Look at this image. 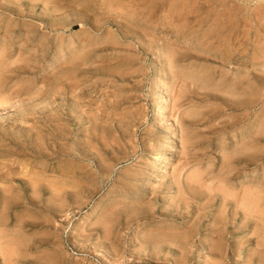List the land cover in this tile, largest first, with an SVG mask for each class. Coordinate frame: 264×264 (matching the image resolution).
<instances>
[{"label": "rangeland", "instance_id": "rangeland-1", "mask_svg": "<svg viewBox=\"0 0 264 264\" xmlns=\"http://www.w3.org/2000/svg\"><path fill=\"white\" fill-rule=\"evenodd\" d=\"M0 56V264H264V0H0Z\"/></svg>", "mask_w": 264, "mask_h": 264}, {"label": "bare ground", "instance_id": "bare-ground-1", "mask_svg": "<svg viewBox=\"0 0 264 264\" xmlns=\"http://www.w3.org/2000/svg\"><path fill=\"white\" fill-rule=\"evenodd\" d=\"M6 52V51H5ZM4 53V52H3ZM2 54V53H1ZM4 55H6V54H4ZM1 57V56H0ZM2 58V57H1ZM1 60V59H0ZM2 61V60H1ZM3 62V61H2ZM19 64V63H18ZM75 64V63H74ZM12 65H13V63H12ZM2 66V65H1ZM6 70V69H5ZM8 70V69H7ZM2 71V70H1ZM30 71V70H29ZM3 72V71H2ZM7 72V71H6ZM10 72V71H9ZM5 73V72H4ZM3 73V74H4ZM5 75V74H4ZM1 77H2V75H1ZM70 77V76H69ZM71 78V77H70ZM4 81V80H3ZM1 82V81H0ZM63 84V83H62ZM1 85V84H0ZM1 87V86H0ZM1 89V88H0ZM166 96V95H165ZM156 113H155V118H157L158 116H161V114L163 113L162 111H161V108H160V105L157 107V110L155 111ZM77 118V117H76ZM78 122V121H77ZM35 134V133H34ZM41 134V133H40ZM62 140V139H61ZM49 143H51V142H49ZM48 143V144H49ZM165 143V142H164ZM52 144V143H51ZM167 145H168V143H165V146L163 145L162 147H160L159 148V150H157L158 151V153H156L157 155L154 157V162H153V166H155L156 164H161V162H162V160L164 159V157H165V155H166V153H168V149L169 148H167ZM49 150V149H48ZM44 153V152H43ZM66 155V154H65ZM51 158V157H50ZM53 158V157H52ZM67 159V158H66ZM167 165V164H166ZM169 166V165H168ZM160 167V166H159ZM166 167V166H165ZM170 168V167H169ZM167 169V168H166ZM165 169V170H166ZM171 170V169H170ZM165 172V171H164ZM155 175V174H154ZM187 177H188V175H187ZM190 179L188 178V181H189ZM197 181V180H196ZM200 181V180H199ZM198 181V182H199ZM41 182V181H40ZM187 182V181H186ZM194 183V182H193ZM190 184V183H189ZM205 184V183H204ZM190 185H192V184H190ZM189 185V186H190ZM206 185V184H205ZM202 186V185H201ZM52 187V186H51ZM74 187V186H73ZM63 188V187H62ZM182 188V187H181ZM194 188V187H193ZM202 188V187H201ZM248 188V187H247ZM191 189V188H190ZM216 189V188H215ZM221 188H219V190H220ZM225 189V188H224ZM223 189V190H224ZM61 190V189H60ZM203 190V189H202ZM222 190V191H223ZM216 192H217V190H215ZM214 191V192H215ZM188 192V191H187ZM219 192V191H218ZM221 192V191H220ZM226 192V191H225ZM244 192V191H243ZM248 192V191H247ZM181 193V192H180ZM190 193V192H189ZM192 193V192H191ZM227 193V192H226ZM249 193V192H248ZM247 193V194H248ZM230 194V193H229ZM243 194V193H242ZM262 194V193H261ZM58 195V194H57ZM200 195V194H199ZM205 195V194H204ZM209 195H210V193H209ZM217 195V194H216ZM249 195H250V193H249ZM193 196V195H192ZM233 196V195H232ZM237 196V195H236ZM244 196V195H243ZM252 196V193H251V195H250V197L249 196H247V195H245V197L246 198H248L249 197V199L251 198V199H253L254 200V197L252 198L251 197ZM256 196V195H255ZM194 198H196V197H194ZM230 198V197H229ZM238 198V197H237ZM241 198V197H240ZM193 199V198H192ZM191 199V200H192ZM198 199V198H197ZM200 199V198H199ZM232 199V198H231ZM234 199H236V198H234ZM249 199H247V201H249ZM244 200V199H243ZM243 200H242V203H243ZM262 199H260V201H261ZM227 201V200H226ZM246 200H244V202H245ZM252 201V200H251ZM190 202V201H189ZM247 203L248 202H246V205H247ZM259 203V202H258ZM179 204V203H178ZM226 204V203H225ZM237 205H241V204H237ZM236 205V206H237ZM253 205H254V203H253ZM8 206V205H7ZM178 206V205H177ZM185 206V205H184ZM244 206V205H243ZM247 209H248V207H246ZM263 208V207H262ZM181 209V208H180ZM238 209V208H237ZM258 209V208H257ZM263 210V209H262ZM243 211H245V208H244V210ZM247 211V210H246ZM251 211L252 210H250V213H251ZM248 213V212H247ZM261 213V212H260ZM252 214H253V212H252ZM235 216V215H234ZM111 218V217H110ZM258 218V217H257ZM264 218V217H263ZM260 219V218H259ZM107 225V224H106ZM223 230V229H222ZM221 230V231H222ZM186 234V233H185ZM193 236V235H192ZM214 236V235H213ZM220 236V235H219ZM3 237V236H2ZM11 237V236H10ZM190 237V236H189ZM191 238V237H190ZM2 239V238H1ZM7 239H10V238H7ZM222 239V238H221ZM184 240H185V236H184ZM264 240V239H263ZM3 241V240H2ZM7 241V240H6ZM14 241V240H13ZM8 243H9V241H8ZM11 245V244H10ZM7 246V245H6ZM206 246V245H205ZM1 248V247H0ZM8 248V247H7ZM6 248V249H7ZM221 248V247H220ZM222 249V248H221ZM14 250V249H13ZM12 250V251H13ZM8 251H10L9 249H8ZM211 252V251H210ZM10 254H12V253H10ZM10 254H7V255H9L10 256ZM210 254V253H209ZM12 256V255H11ZM8 257V256H7ZM17 257V256H16ZM6 259V258H5ZM48 260V259H47ZM6 261V260H5ZM10 262V261H9ZM19 262L21 263V264H24L23 263V261H21V260H19Z\"/></svg>", "mask_w": 264, "mask_h": 264}]
</instances>
